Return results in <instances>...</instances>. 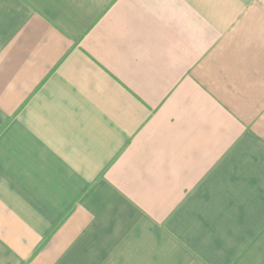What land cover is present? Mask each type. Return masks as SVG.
<instances>
[{
    "label": "crops",
    "instance_id": "crops-1",
    "mask_svg": "<svg viewBox=\"0 0 264 264\" xmlns=\"http://www.w3.org/2000/svg\"><path fill=\"white\" fill-rule=\"evenodd\" d=\"M0 264H264V0H0Z\"/></svg>",
    "mask_w": 264,
    "mask_h": 264
}]
</instances>
